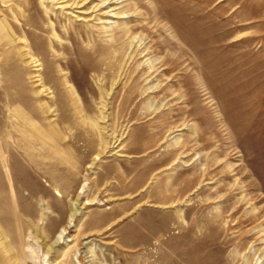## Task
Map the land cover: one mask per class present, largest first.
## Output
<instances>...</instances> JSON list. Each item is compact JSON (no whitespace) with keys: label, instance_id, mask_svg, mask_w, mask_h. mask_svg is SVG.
<instances>
[{"label":"rangeland","instance_id":"rangeland-1","mask_svg":"<svg viewBox=\"0 0 264 264\" xmlns=\"http://www.w3.org/2000/svg\"><path fill=\"white\" fill-rule=\"evenodd\" d=\"M0 264H264V0H0Z\"/></svg>","mask_w":264,"mask_h":264},{"label":"bare ground","instance_id":"bare-ground-1","mask_svg":"<svg viewBox=\"0 0 264 264\" xmlns=\"http://www.w3.org/2000/svg\"><path fill=\"white\" fill-rule=\"evenodd\" d=\"M69 228V224H67L66 226H64L62 229H61V231H59V235H58V237H57V240L58 239H60L62 236H63V234L65 233V232H67V229ZM37 252H38V249H37V247L36 246H33V245H31L30 247H29V253H30V257H31V259H35V257H36V255H37ZM43 261H44V263H45V258L43 259Z\"/></svg>","mask_w":264,"mask_h":264}]
</instances>
